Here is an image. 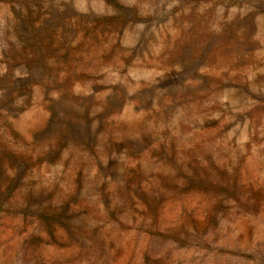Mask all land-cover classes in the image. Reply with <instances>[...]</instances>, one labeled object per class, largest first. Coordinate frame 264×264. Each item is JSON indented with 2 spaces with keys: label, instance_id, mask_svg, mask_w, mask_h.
<instances>
[{
  "label": "rangeland",
  "instance_id": "obj_1",
  "mask_svg": "<svg viewBox=\"0 0 264 264\" xmlns=\"http://www.w3.org/2000/svg\"><path fill=\"white\" fill-rule=\"evenodd\" d=\"M0 264H264V0H0Z\"/></svg>",
  "mask_w": 264,
  "mask_h": 264
}]
</instances>
